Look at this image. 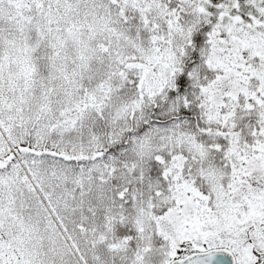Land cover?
Listing matches in <instances>:
<instances>
[{"label": "snow or ice", "instance_id": "1", "mask_svg": "<svg viewBox=\"0 0 264 264\" xmlns=\"http://www.w3.org/2000/svg\"><path fill=\"white\" fill-rule=\"evenodd\" d=\"M0 264H264V0H0Z\"/></svg>", "mask_w": 264, "mask_h": 264}]
</instances>
